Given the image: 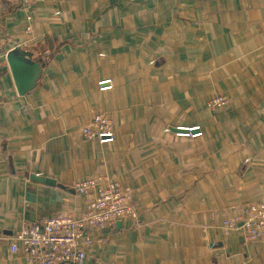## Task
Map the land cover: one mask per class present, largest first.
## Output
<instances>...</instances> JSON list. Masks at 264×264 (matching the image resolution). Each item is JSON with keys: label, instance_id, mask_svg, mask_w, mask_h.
<instances>
[{"label": "crops", "instance_id": "obj_1", "mask_svg": "<svg viewBox=\"0 0 264 264\" xmlns=\"http://www.w3.org/2000/svg\"><path fill=\"white\" fill-rule=\"evenodd\" d=\"M14 45L41 65L24 95ZM216 93L230 100L213 111ZM97 111L112 141L81 136ZM97 175L136 216L92 229L82 264H264V241L221 225L264 191V0H0V264H34L8 237L82 215L74 184Z\"/></svg>", "mask_w": 264, "mask_h": 264}, {"label": "built area", "instance_id": "obj_2", "mask_svg": "<svg viewBox=\"0 0 264 264\" xmlns=\"http://www.w3.org/2000/svg\"><path fill=\"white\" fill-rule=\"evenodd\" d=\"M5 1L32 8L37 0ZM27 30L30 31V26H27ZM106 81L108 79L101 80L98 84ZM227 103V97L221 94L212 95L208 100L211 108L225 106ZM198 127L193 125L187 129L198 130ZM79 131L84 139L99 143L112 141L114 138L112 119L101 111L94 113L80 126ZM199 133L198 130L192 135ZM74 188L82 197V215L58 212L39 224L20 227L8 237L11 251H19L34 264H82L86 256L85 247L92 243V229L101 226L114 228L117 221L136 216L130 189L123 187L114 175L86 177L77 181ZM221 225L225 234L239 230L245 241H264V191L259 201L234 207L231 215L223 219ZM3 238L7 236L0 229V239Z\"/></svg>", "mask_w": 264, "mask_h": 264}, {"label": "water", "instance_id": "obj_3", "mask_svg": "<svg viewBox=\"0 0 264 264\" xmlns=\"http://www.w3.org/2000/svg\"><path fill=\"white\" fill-rule=\"evenodd\" d=\"M6 60L17 93L19 95H24L35 86L41 73L40 63L32 61L30 53L24 50L22 51L17 45H14L13 48L6 53ZM29 179L52 186L56 184L54 179L37 174H30ZM27 199L32 202L34 201L31 197H27ZM116 226H119V222H117Z\"/></svg>", "mask_w": 264, "mask_h": 264}, {"label": "rangeland", "instance_id": "obj_4", "mask_svg": "<svg viewBox=\"0 0 264 264\" xmlns=\"http://www.w3.org/2000/svg\"><path fill=\"white\" fill-rule=\"evenodd\" d=\"M216 94H221V95L226 96L227 99H228V103H229L230 98H229V96H228L227 94H224V93H216ZM213 95H215V94H213ZM211 97H212V95L206 100V106H207V108H209V109H211V110H213V111H215V110H217V109H220V108H224V107L228 104V103H227L225 106H221V107L211 108V107L208 106V100H209Z\"/></svg>", "mask_w": 264, "mask_h": 264}]
</instances>
